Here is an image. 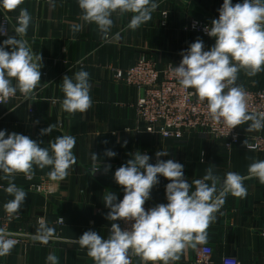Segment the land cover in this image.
Wrapping results in <instances>:
<instances>
[{
  "label": "crops",
  "instance_id": "0c3cea01",
  "mask_svg": "<svg viewBox=\"0 0 264 264\" xmlns=\"http://www.w3.org/2000/svg\"><path fill=\"white\" fill-rule=\"evenodd\" d=\"M156 2L159 7L152 13L151 20L135 31L128 28L131 13L113 14L111 32L112 35L119 32V40L102 39L95 24L82 21L78 0H55L54 10H50L48 0H24L14 11L0 8V25H6L8 30L7 36L0 35V45L16 35L14 27L20 8H26L32 20L24 39L34 53L42 55L40 84L24 100L19 99L24 96L17 91V101L0 108V130L6 131L5 138L15 132L29 136L46 148H50L49 142L58 136H75L73 154L77 158L62 181L50 179L47 175L50 168L34 169L33 180H49L56 186L57 191L53 194L31 189L23 174L16 175L14 182L28 195L9 223V230L15 234L18 243L9 255L0 257V264H47L46 257L50 253L58 256L59 264H94L78 239L88 230L96 231L104 238L109 236L111 223L118 221L106 219L110 209L105 207L103 197L110 191L116 194L117 202L123 199V188L115 182L114 173L136 151L149 155L152 164L157 162V152L167 151L168 155L159 159H172L183 164L184 176L189 183L202 179L209 167H213L221 180L227 172L247 176L251 163L264 160L263 154L248 150L244 143L247 136L264 132V129L248 130L251 122L237 127L239 143L228 152L222 142L212 140L203 132L188 134L182 140L165 139L146 132L144 123L137 119L133 104L138 92L118 80V72H126L142 59L153 62L159 70L177 65L182 60L181 53L197 39L203 41L204 50H209L215 44V38L185 30L194 20L211 27L212 20L219 18L223 4V0ZM242 2L232 0L233 5ZM163 13L168 14L165 27L162 26ZM72 24L83 25L82 30L74 35L70 29ZM5 50L11 51L10 46ZM80 70L90 74L93 103L87 112L69 114L61 108L62 80L65 75L74 77ZM237 84L253 90L264 89V72L249 77L241 71ZM50 124L55 125L53 131L41 136V129ZM109 149L117 155L107 157L105 151ZM92 153L98 156L95 166H100L95 174H90ZM108 164L111 168L105 172ZM158 179L159 183L152 188L150 199L146 201L149 209L167 203L166 185L170 181L163 176ZM7 183L0 179V216L8 214L4 204L14 198L4 191ZM244 186L246 197L231 194L226 197L215 214L216 220L207 229V242L197 245L196 249L187 248L176 264H192L203 245L212 248L214 264H220L225 257L235 258L241 264H264V184L252 177L244 180ZM61 218L63 221L59 223ZM42 219L55 229L54 237L47 244L32 238ZM131 262L142 264L140 258L134 256H131Z\"/></svg>",
  "mask_w": 264,
  "mask_h": 264
},
{
  "label": "clouds",
  "instance_id": "9594fccd",
  "mask_svg": "<svg viewBox=\"0 0 264 264\" xmlns=\"http://www.w3.org/2000/svg\"><path fill=\"white\" fill-rule=\"evenodd\" d=\"M24 0H0V8L14 11ZM50 10L56 7L55 0H48ZM80 19L95 24L104 40L120 39V33L112 35L114 13L123 16L131 13L128 28L135 31L149 22L152 13L159 7L156 0H78ZM32 17L26 8H20L15 36L0 45V99H8L17 91L29 97L41 82L42 55L34 53L24 39ZM83 25L72 24L75 33ZM206 33L215 38V44L204 50V43L197 39L182 52L179 66L170 65V71L183 89H193L199 102H206L210 119L222 123L230 131L247 122L248 130L264 129V112L249 111V94L237 84L241 71L249 77L264 72V0H243L233 5L232 0H223L219 18L212 20ZM0 35H7V28L0 25ZM11 51L5 50L6 47ZM90 74L80 70L74 77L65 75L62 80L63 111L69 114L87 112L92 107ZM15 82V83H13ZM38 123V121L36 122ZM55 125L41 129L40 135H49ZM0 130V179L7 181L4 191L14 197L4 204L5 211L18 213L27 192L16 185L15 177L23 174L32 179L35 168H50L47 175L53 181H62L69 169L76 164L73 154L76 138L62 135L50 141V148L42 147L27 135L15 132L7 134ZM107 143V141H104ZM247 144V141H244ZM126 144V142H125ZM105 155L115 157L116 152L106 150ZM167 151L156 153L157 162L149 163L150 156L136 151L125 164L116 169L115 182L123 188L124 196L117 202L116 194L106 191L105 207L110 211L109 221H134L131 229H122L111 223L110 234L104 238L96 231H85L78 239L81 248L94 264H132L131 256L140 258L142 264H176L189 247L207 242V229L216 220V213L226 197H246L244 180L255 177L264 184V160H255L248 167V175L227 172L223 180L214 173L213 167L206 170L202 179L189 183L184 176V165L172 159L161 160ZM93 168L90 174L100 170L95 166L98 156L91 154ZM111 168L108 164L104 171ZM158 176L170 182L166 185L167 203L145 210L150 193L159 183ZM194 185V190H193ZM63 221V218H61ZM55 229L43 219L33 235V240L47 244L54 237ZM5 229H0V257L7 256L18 243L9 238ZM47 264H59L56 254L46 257Z\"/></svg>",
  "mask_w": 264,
  "mask_h": 264
},
{
  "label": "built area",
  "instance_id": "2783aa9c",
  "mask_svg": "<svg viewBox=\"0 0 264 264\" xmlns=\"http://www.w3.org/2000/svg\"><path fill=\"white\" fill-rule=\"evenodd\" d=\"M167 17L168 14L163 13V27L167 25ZM206 27L210 26L194 20L185 31H195L203 36L210 37L205 31ZM179 64L172 66L176 67ZM116 78L124 81L138 92L133 108L137 119L144 123L146 132L172 140H182L188 134L203 132L212 140L222 142L228 152L238 145L240 133L237 127L230 131L222 123L212 121L207 112L206 102H199L197 97L192 94L193 89H183L179 85L170 71V65L159 70L153 62L142 59L127 69L126 72H118ZM245 89L249 94V111L264 112V89ZM25 98L21 97L19 99L24 100ZM17 99V96L0 99V108L3 105L14 103ZM246 141L248 150L264 155V132L259 135L247 136ZM27 180L30 182L31 189L39 193L53 194L57 191L56 186L52 185L49 180L41 179L37 181L33 178ZM165 182L166 180H163V183ZM144 208L149 210L146 203ZM13 218V215L10 214L0 216L1 229H5L10 234L9 238L17 240L15 234L9 230V223L13 221ZM58 222L62 223V220L59 219ZM116 223L122 229L130 230L134 221L119 220ZM262 234L264 236V225ZM192 264H214L212 248L207 245L201 246ZM220 264L241 263L235 258L225 257L221 259Z\"/></svg>",
  "mask_w": 264,
  "mask_h": 264
}]
</instances>
